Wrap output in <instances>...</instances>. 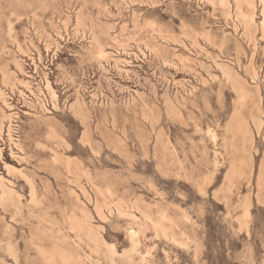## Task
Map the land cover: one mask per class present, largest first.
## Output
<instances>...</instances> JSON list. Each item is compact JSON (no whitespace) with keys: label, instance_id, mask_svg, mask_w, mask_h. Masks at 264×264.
I'll return each mask as SVG.
<instances>
[{"label":"rangeland","instance_id":"374dc122","mask_svg":"<svg viewBox=\"0 0 264 264\" xmlns=\"http://www.w3.org/2000/svg\"><path fill=\"white\" fill-rule=\"evenodd\" d=\"M43 261L264 264V0H0V264Z\"/></svg>","mask_w":264,"mask_h":264},{"label":"bare ground","instance_id":"6f19581e","mask_svg":"<svg viewBox=\"0 0 264 264\" xmlns=\"http://www.w3.org/2000/svg\"><path fill=\"white\" fill-rule=\"evenodd\" d=\"M219 5V4H218ZM253 6V5H252ZM229 9V8H228ZM213 10V9H212ZM230 10V9H229ZM174 13V12H173ZM172 14V13H171ZM228 14V13H227ZM238 14V13H237ZM240 15V14H239ZM254 18V17H253ZM237 19V18H236ZM183 23V22H182ZM254 23V22H253ZM179 27V26H178ZM219 32V31H218ZM230 34V33H229ZM235 34V33H234ZM222 36V35H221ZM197 38V37H196ZM235 40V39H234ZM192 45V44H191ZM205 52V51H204ZM197 53V52H196ZM199 53V52H198ZM185 56V55H184ZM217 56V55H216ZM237 56V55H236ZM246 57V56H245ZM246 59V58H245ZM97 62V61H96ZM121 63V62H120ZM248 64V63H247ZM221 65V64H220ZM226 65V64H225ZM247 66V65H246ZM183 67V66H182ZM204 67V66H203ZM248 67V66H247ZM194 68V67H193ZM224 69V68H223ZM195 70V69H194ZM254 70V69H253ZM228 71V70H227ZM194 72H196V71H194ZM207 72V71H206ZM209 73V72H208ZM231 73V72H230ZM83 74V73H82ZM210 74V73H209ZM84 76V75H83ZM216 76V75H215ZM108 77V76H107ZM139 79V78H138ZM204 82V81H203ZM199 83V82H198ZM232 84V83H231ZM236 84V83H235ZM241 84V83H240ZM219 85V84H218ZM205 86V85H204ZM252 88V87H251ZM238 91V90H237ZM153 92H154V90H153ZM253 92V91H252ZM254 92H255V90H254ZM253 92V93H254ZM138 93V92H137ZM55 94V93H54ZM218 95V94H217ZM168 96V95H167ZM53 98V97H52ZM105 98V97H104ZM184 98V97H183ZM143 99V98H142ZM219 100V99H218ZM141 101V100H140ZM84 103V102H83ZM144 104H145V102H144ZM178 105V104H177ZM244 105V104H243ZM242 105V106H243ZM127 106V105H126ZM6 107V106H5ZM71 107V106H70ZM153 108V107H152ZM237 108V107H236ZM82 109V108H81ZM84 109V108H83ZM241 109V108H240ZM174 110V109H173ZM114 112V111H113ZM232 113V112H231ZM260 113V112H259ZM262 114V113H261ZM80 115V114H79ZM86 117V116H85ZM257 117V116H256ZM83 118V117H82ZM244 118V117H243ZM10 120V119H9ZM248 125V124H247ZM83 126V125H82ZM85 127V126H84ZM249 127V126H248ZM247 130V129H246ZM243 131V130H242ZM249 131V130H248ZM197 133V132H196ZM225 134V133H224ZM233 134V133H232ZM242 134V133H241ZM48 135V134H47ZM250 135H251V133H250ZM49 136V135H48ZM232 136V135H231ZM236 137V136H235ZM54 138V137H53ZM242 138H244V137H242ZM252 138V137H251ZM235 139V138H234ZM234 141V140H233ZM233 141H231V142H233ZM244 142V141H243ZM17 144H19V143H17ZM231 145V144H230ZM244 147V146H243ZM244 151H245V149H244ZM23 152V151H22ZM55 155V154H54ZM23 160V159H22ZM24 168V167H23ZM28 178V177H27ZM5 185V184H4ZM228 187V186H227ZM19 196V195H18ZM14 200V199H13ZM18 201H19V199H18ZM21 202V201H20ZM98 207V206H97ZM100 208V207H99ZM122 213V212H121ZM82 215V214H81ZM87 218V217H86ZM150 218V217H149ZM81 222V221H80ZM72 227V226H71ZM7 229V228H6ZM74 229V228H73ZM131 231V230H130ZM130 233V232H129ZM157 233V232H156ZM102 236V235H101ZM39 247V246H38ZM42 250V249H41ZM37 251V250H36ZM61 251H63V250H61ZM114 252V251H113ZM43 253V252H42ZM64 255V254H63ZM66 256V255H65ZM64 257V256H63ZM43 258V257H42ZM44 260V259H43ZM66 260V259H65ZM14 261V260H13ZM62 261V260H61ZM2 262V261H1ZM43 263H44V261H43ZM45 264V263H44Z\"/></svg>","mask_w":264,"mask_h":264}]
</instances>
